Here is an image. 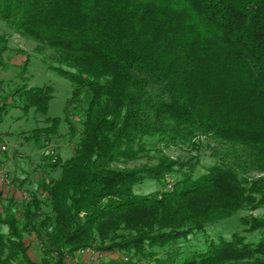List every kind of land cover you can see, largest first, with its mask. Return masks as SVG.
I'll return each mask as SVG.
<instances>
[{
    "label": "trees",
    "instance_id": "1",
    "mask_svg": "<svg viewBox=\"0 0 264 264\" xmlns=\"http://www.w3.org/2000/svg\"><path fill=\"white\" fill-rule=\"evenodd\" d=\"M0 24L70 79L78 137L64 162L42 153L29 200L0 197V264L85 248L121 254L101 264H264V0H0ZM7 48L0 32L1 68ZM3 84L0 110L17 98L45 117L35 147L61 136L50 85ZM204 140L217 162L197 177L198 155L166 153ZM148 180L160 189L139 194ZM235 214L239 230L208 231Z\"/></svg>",
    "mask_w": 264,
    "mask_h": 264
},
{
    "label": "rangeland",
    "instance_id": "2",
    "mask_svg": "<svg viewBox=\"0 0 264 264\" xmlns=\"http://www.w3.org/2000/svg\"><path fill=\"white\" fill-rule=\"evenodd\" d=\"M0 32L8 35V48L3 54L5 66L0 67V81H4L3 90L10 91L19 85H25L27 88L50 85L53 88V94L49 101L46 116L60 118L58 130L61 136L53 138L47 148L40 150L26 136L31 130L44 127L46 125L44 122L45 117L36 114L33 108L24 111L17 98H15L12 106L7 105L4 109L0 110V145H7L6 154H0V157L7 158L5 159L6 165L12 173L26 177L23 180L24 186L18 183L21 179L17 177H11L9 184L12 188L18 187L19 191L23 192L25 190L28 191L24 187L36 189L40 177L35 180V183L34 178L40 176V174H44L43 172L47 169L44 166L42 153H46L49 148H52L56 153L57 160L60 159L61 162H64L73 155L78 137L72 140L66 135L68 124L63 114L64 105L71 93L72 85L70 79L56 69V67L60 66L58 63L34 51V43L12 33L3 24H0ZM25 59L27 61L24 63ZM11 101L8 100L7 103L12 104ZM3 102L1 100L0 104L4 105ZM166 153L173 157L181 158H188L192 154L198 155L200 157V164L195 171L196 177L204 172L206 168L215 165L217 162L215 158L210 156V151L205 140L201 141L198 150L192 153L176 148H169L166 150ZM59 173L60 169L58 168L52 171L50 177L57 178ZM159 189V184L148 180L140 186L137 192L144 195ZM239 229V214H235L229 219L208 227V231L221 232L224 236H228L231 232ZM31 239H27V244L30 243ZM92 250V254H86L83 257L81 254H76L75 260H77L78 264H101L109 259H118L121 255L118 252L102 253L93 248ZM28 252L34 261L40 260V252L36 242Z\"/></svg>",
    "mask_w": 264,
    "mask_h": 264
},
{
    "label": "built area",
    "instance_id": "3",
    "mask_svg": "<svg viewBox=\"0 0 264 264\" xmlns=\"http://www.w3.org/2000/svg\"><path fill=\"white\" fill-rule=\"evenodd\" d=\"M6 151H7V145L6 144L0 145V152H6ZM48 153L51 156V162H56L57 156L54 150L52 148H49ZM10 181H11V177L9 173L7 172V170L4 168V166L0 162V185L9 186ZM168 187L171 188V185H169ZM20 194H21V198L25 201L31 198V193L28 191H23ZM92 253H93V250L89 248L81 249L78 252V254H81V255L92 254Z\"/></svg>",
    "mask_w": 264,
    "mask_h": 264
},
{
    "label": "crops",
    "instance_id": "4",
    "mask_svg": "<svg viewBox=\"0 0 264 264\" xmlns=\"http://www.w3.org/2000/svg\"><path fill=\"white\" fill-rule=\"evenodd\" d=\"M0 154H6V152L5 153L4 152H0ZM0 158H1L0 159V162L2 163V165L4 166V168L7 170V172L10 174V176L11 177H14V178L17 177V178L21 179L20 181H18V183L19 184H23V186H24V181L23 180H25L26 177L25 176H20V175L15 174V173H12V171H10L8 169L7 165H6V160L5 159H7V158H5V159H4V157H0ZM37 177L38 176H36L34 178V183H35V180L37 179ZM17 186H18V184H17ZM24 188H26L27 190H34V188L33 189H28L27 187H24ZM20 193L21 192L19 191V188L18 187L17 188H12L11 185L10 186H1L0 185V197L3 198V200H4L3 202H5L6 198H8L10 196H12L14 198H19L20 199V197H21V194ZM85 255H82V257L85 256Z\"/></svg>",
    "mask_w": 264,
    "mask_h": 264
}]
</instances>
